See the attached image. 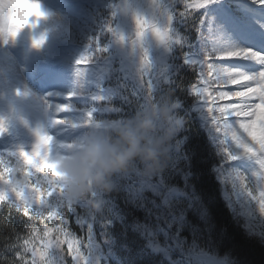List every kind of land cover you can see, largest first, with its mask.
Segmentation results:
<instances>
[{"label":"rangeland","instance_id":"rangeland-1","mask_svg":"<svg viewBox=\"0 0 264 264\" xmlns=\"http://www.w3.org/2000/svg\"><path fill=\"white\" fill-rule=\"evenodd\" d=\"M82 1L38 0L45 16L39 19L36 27H25L8 42L0 40V117L9 121L8 130L0 135V151H15L18 148L31 150L37 140V130H42L55 137L54 152L66 153L70 148H61L60 145H74L88 129V127H80L63 130L52 125L51 103L67 102L64 96L70 92L78 93L71 101L76 111L55 113L56 119L67 116L73 120H83L85 113L92 109L95 110L93 114L100 115L111 104L109 101H96L93 97L94 94L99 93L104 97L108 89L116 92L131 89L136 97L142 92L139 88L137 71L139 57L131 53L127 43L117 44L109 35L101 38V42L109 44L110 48L103 56H98L97 60L111 59L112 62L114 61V67L102 66L99 62L89 67V62H82L81 67H89V69L86 77L79 80L75 61L85 51L90 35L95 36L101 32L105 24H111L125 37H134L136 28L134 13L163 25L166 23V18L161 16V10L168 12L174 8V0H87L89 3L87 7L81 3ZM94 5L105 6L101 11L108 15L99 24L97 21L100 17L96 16ZM203 10L212 12L205 27L211 40L229 49L250 48L258 53L260 51L264 53V8L257 6L252 0H212ZM186 23L177 22L172 27L183 34L184 32L180 30ZM41 35L45 36V43L39 48L33 47V38H39ZM73 42L76 43L75 48L71 47ZM209 46L208 43V46L192 55L197 59L200 58ZM145 48L153 58L152 61L155 62V59L163 61L166 66L154 68V73L168 77V74L174 72L176 67L173 62L166 59H176L177 53L174 49L168 50L151 35L146 37ZM236 60L242 62L241 68L238 69L250 74L264 69V64L257 59ZM239 61L236 63H240ZM220 63L228 66L227 61ZM114 68L118 69L119 77L114 73ZM24 69L25 73L22 72ZM110 84L113 85L110 87ZM17 92L20 94L18 95ZM139 96L142 98L141 94ZM225 102L234 101L231 99L218 101L220 104ZM192 111L202 122L213 143L223 153V161L216 167V177L222 186L223 198L229 207L245 220L246 227L250 231L264 236V220L261 219L260 213L252 209L243 196H239L233 186L226 184L223 179L226 173L233 179L243 175L250 187L256 190L264 189V176L261 175L264 173V168H261L259 163L262 154L255 150L244 154L242 150L236 148L230 136L221 144L223 136L214 131L210 121L200 110L198 102L193 104ZM110 126L113 127L114 124ZM171 143L168 152H172L171 158L176 161L179 144L174 141ZM229 152L237 154V158L228 159ZM137 173L141 176L133 182L135 186L133 191L139 193L151 190L164 199L166 207L173 212L170 217L171 224L179 231L185 222L181 209L184 206L182 202L187 203L183 201L181 192L172 186H167L163 175L156 176V182H150L141 170H137ZM137 184L139 185L136 187ZM90 239L93 243L90 264H110L100 242H97L98 237L92 235ZM169 240L171 243L168 241L167 246L170 251L177 245L178 258L184 256L187 264H231L227 258L218 257L201 248L195 240L180 238L178 233ZM181 250L183 256H179Z\"/></svg>","mask_w":264,"mask_h":264},{"label":"snow or ice","instance_id":"snow-or-ice-1","mask_svg":"<svg viewBox=\"0 0 264 264\" xmlns=\"http://www.w3.org/2000/svg\"><path fill=\"white\" fill-rule=\"evenodd\" d=\"M210 2L212 0H174V8L168 12L161 10V16L166 18L163 25L134 13V37H125L111 24H105L101 32L89 37L85 51L75 61L77 77L78 80L86 77L89 67L96 62L97 57L109 51L110 45L101 42L102 35H109L113 42L120 45L127 43L131 53L139 57L138 81L144 100L141 108L166 101L170 105L171 121L176 127L178 120L182 118L177 117L174 109L179 108L181 102L169 87L171 78L153 72L151 55L145 48V40L151 35L168 50L173 46L178 47L181 49V59L188 65L192 75L186 85L179 87L186 88L188 94L195 97L214 131L223 136L221 144L230 136L236 148L244 154L254 150L261 153L259 163L264 168V69L250 74L220 63L252 58L264 64V53L250 48H225L206 37L205 18L200 13ZM252 2L264 8V0ZM3 5H7L10 11L7 15H0V40L8 42L14 39L24 25L36 27L41 15L38 11V0H0V6ZM190 20L196 21V36L210 44L204 55L198 59L191 55V46L183 34L172 27L177 21L184 23ZM44 42V35L34 37L32 46L39 48ZM82 62H89V67L82 68ZM75 95L78 93L70 92L64 96L67 102L51 103L53 127L63 130L103 127L93 118L94 109L88 110L83 120H73L67 116L63 119L55 118V113L76 111L71 103ZM93 99L101 101L105 97L98 95ZM230 99L234 102L218 103ZM2 123L0 120V124ZM4 131L6 128L0 127V133ZM36 137V143L31 150L18 148L15 151H0V229H9L5 250L12 253L11 259L3 256V264H90L93 247L90 237L95 235L97 225L103 228L105 224H111V220L105 219L108 193L93 192L77 200L69 198L65 194L62 180L53 175L54 169L49 172L40 170L43 163L54 164L63 155L54 152L55 137L42 130H37ZM72 146L60 145L61 148ZM25 157L30 163L25 162ZM236 158L237 154L234 152L228 153V159ZM261 175L264 176V173ZM223 179L264 220V189L250 187L243 175L233 179L226 173ZM94 201L99 202V209L92 206ZM82 204L86 207V212L81 211ZM5 208L7 215H4ZM74 229H78L82 235L77 236Z\"/></svg>","mask_w":264,"mask_h":264},{"label":"trees","instance_id":"trees-1","mask_svg":"<svg viewBox=\"0 0 264 264\" xmlns=\"http://www.w3.org/2000/svg\"><path fill=\"white\" fill-rule=\"evenodd\" d=\"M104 7L102 5L93 7L96 16L100 17L98 24L108 16L106 12L101 11ZM200 16H203V12ZM195 23V20H190L180 30L184 32L183 36L191 46L189 51L196 50L198 45ZM105 36L107 34L101 38ZM173 49L177 53L176 59H166L172 61L176 67L167 78H171L172 83L169 87L181 102L180 107L174 109V112L182 120H178L171 140L179 144L177 160H172L170 154L172 152H168L167 161L162 160L164 166L154 174L146 175V178L147 181L156 182L155 177L163 175L167 186L181 192L183 201L187 202H182L186 207L181 208L185 216L184 226L179 232L171 224L170 217L173 212L166 207L164 199L157 193L151 190L139 193L133 191V182L141 176L137 170L143 169V165L136 161L126 173L113 177L114 187L108 193L105 213V219L111 220V224H105L103 228L97 225L95 235L110 264H187L182 250L179 256L183 257L178 258L177 245L171 251L167 246L168 241L171 243L169 238L177 233L180 238L195 240L201 248L218 257L227 258L231 264H264V236L250 231L245 220L229 207L222 196V186L217 181L216 167L223 161V153L213 143L193 113L195 97L189 95L186 88L179 87L186 85L192 75L188 65L182 64L181 49L175 46L171 50ZM97 62L102 66L114 67V61L111 59H99ZM152 66L153 70L165 65L163 61L155 59ZM114 73L119 77L118 69L114 68ZM106 93L102 101H109L111 105L100 115L93 114V118L109 129L133 117L144 103L143 97L139 96L140 93L136 97L131 89L119 92L108 89ZM163 102L165 101L155 104ZM111 124L114 126H110ZM81 211H87L83 204ZM7 214L5 208L4 215ZM74 230L77 236L82 235L78 229ZM8 233L9 229H0L2 254L0 264H3V256L9 259L12 257V253L5 250Z\"/></svg>","mask_w":264,"mask_h":264},{"label":"clouds","instance_id":"clouds-1","mask_svg":"<svg viewBox=\"0 0 264 264\" xmlns=\"http://www.w3.org/2000/svg\"><path fill=\"white\" fill-rule=\"evenodd\" d=\"M9 11L7 5L0 6V15H7ZM38 11L41 13L39 21L45 16L40 4ZM0 120L3 121L0 127L7 131L9 121L2 117ZM175 131L170 105L166 101L149 104L117 127H88L54 164L43 163L40 170L54 169L53 175L62 180L65 194L73 200L93 192L109 193L114 187L113 177L126 173L136 161L143 165L145 175L159 171L164 166L162 160L168 159V148ZM25 162L30 163L27 157ZM92 206L99 209L100 204L94 201Z\"/></svg>","mask_w":264,"mask_h":264}]
</instances>
